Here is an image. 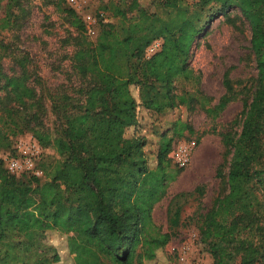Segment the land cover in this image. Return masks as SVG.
Listing matches in <instances>:
<instances>
[{"label": "trees", "instance_id": "1", "mask_svg": "<svg viewBox=\"0 0 264 264\" xmlns=\"http://www.w3.org/2000/svg\"><path fill=\"white\" fill-rule=\"evenodd\" d=\"M200 2L215 3L221 12L240 11L250 25L257 70L256 91L251 102L243 104L241 131L237 137H224L229 156L226 193L214 200L204 216L201 243L212 264H235L236 259L238 264H264V0ZM137 3L132 0L133 6ZM161 5L172 10L179 4L166 0ZM17 6V0H0L2 30L13 25ZM99 10L104 8L100 5L96 10L101 28L95 44L75 56L82 62L81 70L98 80V86L87 94L85 111L67 117L60 137L37 131L28 136L42 151L50 148L69 158L49 172L41 151L37 161L41 177L11 175L0 160V264H9L8 234L21 236L27 248L40 244L53 249L50 258L37 254L29 264L60 262L56 247L47 243L49 232L61 237L72 264H143V260L155 259L168 244L169 235L154 224L152 210L178 173L167 159L173 137L161 136L156 166L150 168L143 139L128 132L136 126L143 83L129 73L123 79L121 64L143 60L144 75L164 89L155 93L146 107L170 110L173 98L167 89L174 79L188 76L185 59L198 30L186 9H177L168 21L137 9V17L130 18L127 25L119 22L121 32L115 25L101 22ZM68 12L84 33L81 17L71 8ZM117 13L126 20L124 12ZM155 40H161L160 50L145 59ZM23 74L9 78L0 69V92L20 106L34 98ZM132 88L139 90V102ZM227 102L220 101L208 112L218 116ZM181 133L174 128L175 135ZM19 137L0 128V151H8Z\"/></svg>", "mask_w": 264, "mask_h": 264}, {"label": "rangeland", "instance_id": "2", "mask_svg": "<svg viewBox=\"0 0 264 264\" xmlns=\"http://www.w3.org/2000/svg\"><path fill=\"white\" fill-rule=\"evenodd\" d=\"M165 1L138 0V5L133 6L132 0H96L94 10L101 5L104 8L98 13L101 22L115 25L117 32H121L119 22L127 25L130 18L137 17V9L162 21H168L179 8L186 9L192 17L198 34L185 59L188 76L174 79L167 89L173 98L172 109L158 112L146 107L151 97L163 93L164 89L154 78L144 75L143 60L135 58L122 63L121 77L126 79L129 73L143 83L141 102L139 90L131 89L140 107L136 126L128 132L143 139V152L152 169L157 163L161 136L173 137L167 159L178 172L167 184L164 198L152 210L154 224L161 233L169 235L168 244L157 252L155 259L143 260V264H177V250L182 246H190L193 255L199 252L204 264H212L211 255L203 249L200 228L214 200L226 193L229 156L224 137L238 136L243 104H249L256 91L251 29L236 8L221 12L215 3L202 5L200 0H167L172 4L177 1L179 5L165 10L161 5ZM17 2L13 25L6 30L0 28V69L9 78L23 72L34 98L20 106L1 91L0 128L14 131L19 138L32 137L35 131L57 138L64 134L67 117L85 111L89 90L98 86L96 77L83 72L82 62L75 56L81 49L92 48L100 23L96 36L89 37L74 24L65 0ZM117 10L125 13V21ZM222 100L228 101L226 107L213 117L208 111ZM174 128L180 129L182 135H175ZM180 147L187 152L188 162L184 167L176 163ZM42 152L49 172L58 162L69 158L50 148ZM47 243L56 247L61 257L57 264H72V256L61 237L49 232ZM8 249L11 252L9 264H29L37 254L47 258L53 254V249L40 244L27 248L26 240L10 234ZM238 262L236 259L235 264Z\"/></svg>", "mask_w": 264, "mask_h": 264}, {"label": "built area", "instance_id": "3", "mask_svg": "<svg viewBox=\"0 0 264 264\" xmlns=\"http://www.w3.org/2000/svg\"><path fill=\"white\" fill-rule=\"evenodd\" d=\"M69 8L75 11L84 23L85 33L89 37L97 34L98 16L94 10L96 0H66ZM100 15V14H99ZM161 41H153L146 50V56L151 57L161 48ZM177 152L176 163L184 167L187 162V152L183 147ZM38 144L30 137L18 138L8 151H0V160L5 169L11 174L19 177L30 174L41 177L42 172L37 168V161L42 154ZM177 264H204V259L199 252L193 255L190 246H182L177 250Z\"/></svg>", "mask_w": 264, "mask_h": 264}]
</instances>
